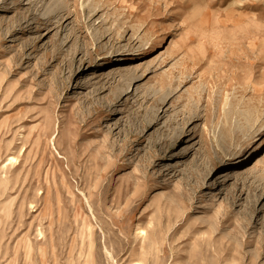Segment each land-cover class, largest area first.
<instances>
[{
  "label": "rangeland",
  "instance_id": "374dc122",
  "mask_svg": "<svg viewBox=\"0 0 264 264\" xmlns=\"http://www.w3.org/2000/svg\"><path fill=\"white\" fill-rule=\"evenodd\" d=\"M0 264H264V0H0Z\"/></svg>",
  "mask_w": 264,
  "mask_h": 264
},
{
  "label": "bare ground",
  "instance_id": "6f19581e",
  "mask_svg": "<svg viewBox=\"0 0 264 264\" xmlns=\"http://www.w3.org/2000/svg\"><path fill=\"white\" fill-rule=\"evenodd\" d=\"M168 40H169V38H163L162 41H160V43H158V44L155 45L156 48L158 49V48L162 47L163 44H167L168 43ZM157 49H156V51H157ZM154 55H155V53H154ZM154 58H157V57H154ZM142 233H144V231H142Z\"/></svg>",
  "mask_w": 264,
  "mask_h": 264
}]
</instances>
